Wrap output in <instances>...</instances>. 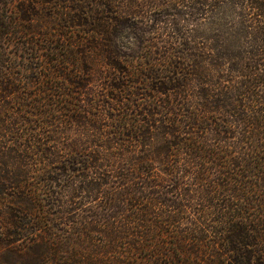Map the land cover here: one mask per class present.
<instances>
[{
	"label": "trees",
	"instance_id": "obj_1",
	"mask_svg": "<svg viewBox=\"0 0 264 264\" xmlns=\"http://www.w3.org/2000/svg\"><path fill=\"white\" fill-rule=\"evenodd\" d=\"M0 264H264V0H0Z\"/></svg>",
	"mask_w": 264,
	"mask_h": 264
},
{
	"label": "rangeland",
	"instance_id": "obj_2",
	"mask_svg": "<svg viewBox=\"0 0 264 264\" xmlns=\"http://www.w3.org/2000/svg\"><path fill=\"white\" fill-rule=\"evenodd\" d=\"M209 21H211V20H208L207 21L208 24H204V27H206L207 25H209ZM203 23H205V21ZM205 29H207V28H205ZM23 39H24V37L22 38V40ZM25 41L30 42V45H32L33 42H39V43L40 42H42V43L44 42L43 41V36H37V35L36 36L32 35L29 39L28 38H25ZM46 45H47V43H46ZM58 45H60V44H58ZM34 53H36V52H29V55H32V57H34V55H35ZM43 57H45V56H43ZM39 64H40V62H37V63L36 62H33V65H39ZM42 71H44V70L42 69ZM35 87L36 86H34L33 88H30V90L34 92L35 91Z\"/></svg>",
	"mask_w": 264,
	"mask_h": 264
}]
</instances>
